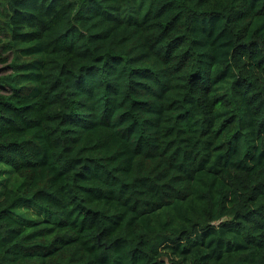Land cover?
I'll return each mask as SVG.
<instances>
[{
    "label": "trees",
    "instance_id": "1",
    "mask_svg": "<svg viewBox=\"0 0 264 264\" xmlns=\"http://www.w3.org/2000/svg\"><path fill=\"white\" fill-rule=\"evenodd\" d=\"M0 37V264H264V0H0Z\"/></svg>",
    "mask_w": 264,
    "mask_h": 264
},
{
    "label": "rangeland",
    "instance_id": "2",
    "mask_svg": "<svg viewBox=\"0 0 264 264\" xmlns=\"http://www.w3.org/2000/svg\"><path fill=\"white\" fill-rule=\"evenodd\" d=\"M1 41H2V39L0 37V42ZM3 57H4V54L2 52H0V75L7 72V69H5V67L3 65V61H1ZM3 176H4V173L2 174L1 177H3Z\"/></svg>",
    "mask_w": 264,
    "mask_h": 264
}]
</instances>
